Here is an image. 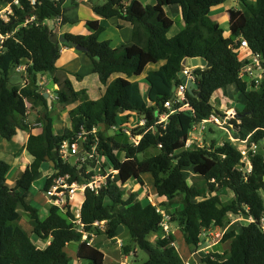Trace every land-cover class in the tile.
<instances>
[{
    "label": "trees",
    "instance_id": "16d2710c",
    "mask_svg": "<svg viewBox=\"0 0 264 264\" xmlns=\"http://www.w3.org/2000/svg\"><path fill=\"white\" fill-rule=\"evenodd\" d=\"M227 1L155 0V4L143 6L137 0L126 4L123 0H90L97 16L126 17L132 22L131 42L116 49L97 44L103 30L97 21L86 22L88 35H63L69 43L85 49L92 73L103 88L99 98L91 100L86 89L75 90L70 77L55 66L61 47H72L49 41L54 32L47 22L67 24L66 14L77 8L78 0H35L34 5L29 0H19L18 5L13 0H0L1 6L10 5L11 9L5 20L0 18V34L9 35L0 46V138L10 142L18 130H24L23 119L28 112L41 111L40 132L29 135L25 145L31 162L13 188L6 184L10 165L0 159V264H69L65 252L69 243L78 244L79 264H106L99 248L89 244L90 233L99 229L95 222L103 223L107 239L116 238L123 229L129 244L122 247V254L128 255L135 246L145 255L138 264H183L174 236L161 226L157 207L148 201L140 202L136 193H122V186L130 180L144 186V174H150L159 198L172 202L176 196L182 197L183 208L175 210L169 220L177 224L189 248L202 246V236L211 228L226 227L229 213L254 220L228 230L220 241H229L228 250L222 254L206 253L202 264H264V229L260 222L264 214V157L257 151L249 152L251 170L247 172L235 145L247 137L255 145L264 139V78L258 84L238 78L241 39L246 40L252 53L259 55L264 68V0H234L242 15L240 23H232L230 34H225L211 19V11ZM172 6L179 8L183 25L168 38L173 21L164 9ZM190 58H202L210 67L192 70L197 89L185 90L183 104L174 101L168 110L164 104L171 100L173 88L182 84L178 72ZM22 64L27 79L19 88L9 84V75ZM158 64V69L150 70L144 78L148 87L144 96L137 79L149 65ZM37 75L50 76L57 86L58 104L75 106L67 113L68 127L59 134L53 131ZM113 75L119 77L108 82ZM72 77L81 78L78 74ZM229 87H234L243 100L238 97L242 108H236V117L228 121V128L239 141L233 144L225 139L218 144L214 139L207 146L186 147L193 127L210 116H224L215 110L212 97L219 91L226 95ZM183 105L186 106L182 108ZM124 112H134L145 120L143 127L131 130L133 136H141L137 146L117 142L101 131V125L106 131L117 125ZM169 112L165 123H156L158 116ZM80 127L86 131L97 128L98 148L118 172L115 182L97 194H84L80 218L86 239L76 231L69 206L65 213L51 207L41 220L38 209L26 200L43 167L50 169V161L57 173L46 178L42 191L57 175L70 173L73 179L77 178V171L62 163L57 149ZM150 148L157 149V153L140 158ZM118 153H123V158ZM187 169L202 176L203 185L189 184L183 173ZM224 190L233 195L228 205L220 198ZM152 234H156V240L150 243ZM36 240L49 243L40 248Z\"/></svg>",
    "mask_w": 264,
    "mask_h": 264
},
{
    "label": "rangeland",
    "instance_id": "374dc122",
    "mask_svg": "<svg viewBox=\"0 0 264 264\" xmlns=\"http://www.w3.org/2000/svg\"><path fill=\"white\" fill-rule=\"evenodd\" d=\"M144 2V4L146 5H153L155 3V0H141ZM249 2H254V0H250ZM225 8H227V12L229 15V17H232V20L230 21V25L232 26V23H235V21L239 22L241 21V11H240V6L239 4L234 1V0H228L227 2H225V4L217 9H214V11L211 12V15L215 16L217 14V11L224 12ZM8 9V6H1L0 5V15L5 16L6 12ZM223 10V11H222ZM171 11H169V8L167 9V13H170ZM218 13V14H219ZM234 18V20H233ZM173 20H178L177 18L173 17ZM215 21L219 22L220 27L224 30L225 34H229L227 31L229 30V21H218V19L215 17L214 18ZM182 26V25H181ZM181 26H179V22L174 23V25L172 26V28L170 29V31L167 34L168 38L173 37L174 35H176L179 31V29L181 28ZM54 32V30H52ZM108 35L112 34L111 32L107 31ZM114 42L116 40L113 39ZM240 56H242L240 54ZM24 66V65H23ZM157 66L154 65H149L144 73L143 76H146V74L150 71V70H155ZM27 79L26 73L25 71H20V72H16V71H12L9 75V84L10 85H16L19 88L23 87V82H25ZM143 78H140L139 81L142 82ZM30 82V81H29ZM226 95L224 94V92L219 91L217 93H215L212 97V104L215 108V110H217L220 113L225 114L227 111L232 110L235 112L236 108L241 109L242 108V104L241 102H243L241 96L238 95V93L236 92L234 87H229L226 90ZM90 97H96V95L90 94ZM238 97H240L241 102H238ZM54 96L51 95V102L48 103V113L52 119V123L53 126L55 127V132L57 133L60 129L66 128L68 127V119H67V112L68 110L71 109L72 106H64V105H60L56 102V100H54ZM224 101V102H223ZM41 111H38L37 109H33L29 111L28 117L25 118L24 123H25V127L24 129L27 130V128L29 129V127L31 129H35V130H39L41 129V115H40ZM126 116H128V118H126ZM121 121H128L129 125L128 126H122L123 124H118L115 125V129H108L107 131L105 130L104 127L101 126V131H105V136H109L112 137L115 141L117 142H122V143H127L128 142V137L122 132V129H120V127H128V128H132L135 124H132V120H133V116L130 114H124L123 117H121ZM140 117H134V120H139ZM119 126V128H118ZM205 128V133L200 134V137L203 139L202 141L199 140H192L193 141V145L198 146L200 143H202V145H209L208 143H210L208 140L204 139V137L207 136V134L209 135L208 130L209 129H213L211 131L212 135L214 136V139L217 141H223L225 139H228V135L224 134V130H222L221 128H219L218 126H214L212 124H205L204 125ZM230 131V130H229ZM199 132V131H198ZM193 133V134H192ZM231 134V131H230ZM199 136V134L197 133V130L194 131V129L192 130V132L189 134V138H192V136ZM232 135V134H231ZM23 137H24V133L22 132V130H19L17 133V136L10 142H6L5 144L7 146H5L6 148L3 150H0V159L6 161L9 164H13V162H15L17 159L20 158L21 154H22V150L23 148H18L17 150H13L11 147L12 146H18V141H22L23 142ZM2 142V141H1ZM4 143V142H3ZM234 144V143H233ZM236 146H238L239 144H235ZM157 149L154 148H150L148 149L143 155L140 156V158H146L149 157L151 155H154L157 153L156 151ZM119 158H123V154L121 153L120 155H118ZM7 159V160H6ZM47 173H50L49 168L47 167H43L42 170V174H39L37 177V180L35 181V183H33L32 186V190H31V195L34 197L33 203L35 204V206L39 209V213L41 216L46 214V204H45V199L42 197L41 193L43 190V186H44V182L46 180V175ZM185 174V178L189 180L190 184H194V185H203L204 181L202 179V176L193 173L191 170H185L183 172ZM11 176V174H10ZM9 176V177H10ZM144 181V185L145 186H140L139 184H137L136 182H134L133 180L128 181L125 185L122 186V193L124 195H127L131 192L136 193V195H141V199H146L147 201H149L148 199H152L154 201V196H152L151 193H154V186H153V181L151 176L148 177H144L143 179ZM263 198H264V193H261ZM77 198L80 200L82 197L80 194L77 195ZM181 196H176L175 199L172 202L169 201H163L160 202L158 204V202H155V204L157 203L158 208L162 209L165 211V215H168V218L170 219V215H172V213L175 210H179L183 208V205L181 203ZM220 198L221 201L224 205H228L232 198L233 195L230 191L224 190L220 192ZM138 199V198H137ZM144 199V201H146ZM20 213H22V211H20ZM241 216V215H240ZM23 220L26 219V216L24 214H22ZM242 217V216H241ZM168 219L167 223H166V229L165 231L167 233H170L174 236L175 238V247L177 248L180 256L182 257L183 261H187V259H189V261H192L193 264H202V260L201 258L204 257L205 252L204 249H206V245L200 246L198 249L195 248H189L183 240L182 234L180 232V229L178 228L177 224L170 222V220ZM231 223V219H228L227 224ZM239 224L236 222L235 227H239ZM227 226V225H226ZM104 229L102 226H99L98 230H94L92 233H90L89 235V241L94 238V241H90L91 244H95L97 241V246H104L106 248H111L110 249V253L108 254L109 258L106 260L107 264H112L113 262H111V260H120L124 254H122V247L125 245L129 244V240H128V236L126 235V232L123 229H120L119 231V235L114 238V239H107L106 236L104 235ZM117 241H119L118 243H116ZM40 243V242H39ZM226 243V242H225ZM223 243L222 245V250L221 252L223 253L224 251H226L225 249H227L228 245L227 243L225 244ZM73 245H77L76 243H72ZM135 248V246H134ZM119 249V250H118ZM199 251V254H197L196 252ZM68 252L70 254V259L69 260V264H76V262L74 261L75 259V254L73 253V251L71 250V248L68 249ZM138 253H135L134 256H129L127 259L128 264H138L141 260H143L145 258V255L142 253L141 250L137 251ZM211 252V251H210ZM145 253V252H144ZM114 264H116L114 262Z\"/></svg>",
    "mask_w": 264,
    "mask_h": 264
},
{
    "label": "built area",
    "instance_id": "2783aa9c",
    "mask_svg": "<svg viewBox=\"0 0 264 264\" xmlns=\"http://www.w3.org/2000/svg\"><path fill=\"white\" fill-rule=\"evenodd\" d=\"M18 1L19 0H13V3L15 5H18ZM29 1L32 5H34L35 0ZM7 6L8 9H10V5ZM10 12L11 9L7 10L6 14H9ZM0 18L5 20V16L0 15ZM8 37L9 35L0 34V46ZM240 51H245L246 55L240 56L238 54V59L241 62V69L239 71L238 78L248 84H258L264 78V68H262L261 66V59L259 55H255L250 51L248 44L244 39L240 40L239 53ZM24 69L25 66L20 65L17 66L14 71L24 72ZM193 69L195 68L184 66L182 72L188 79H191L193 82H195V77L192 74ZM185 90L186 86L184 84H181L178 87L174 88L171 100L166 102L164 104V107L170 110L172 102L174 101L178 104H183V102L185 101ZM185 106L186 105H183L182 108H184ZM170 113L171 112L158 116L156 123H165ZM234 118L235 112L233 110H229L221 118L210 116L209 118L202 120L200 125H202V128L205 124L218 126L228 135V139L235 143L239 140L231 137L228 133L230 129L227 128L229 126L228 121ZM144 125L145 120L143 118H140L132 128L120 127V129H122V132L128 137V144H132L133 146L138 145L141 136H133L131 130L136 127H143ZM195 127H193L194 130ZM110 129H115V126L111 127ZM240 142L243 145L241 148H239L242 156L241 162L245 165L246 171L250 172L251 166L248 155L249 152L255 153L257 146L254 143H249L248 137ZM98 143L99 139L97 137V128H93L91 131H86L82 127H80L79 132L75 133L70 140L61 142L57 149L58 157L63 164H69L73 167L74 170L77 171V178L73 179V176L70 173L57 175L52 178L50 186L46 190L42 191L43 198L47 201V203L51 207L58 209V211H60L61 213H65L66 206L70 207L73 213L72 223L74 224L76 231L82 233L83 239H86L87 234L83 232V225L80 218V208L84 200L85 192L90 191L97 194L98 191L106 187L108 183L115 182L118 174V172L112 167L107 157L102 153L101 150H99ZM72 159L73 161H71ZM53 173H57V171H53ZM78 194H80L82 197L80 200L77 198ZM148 200L152 205L157 207L156 212L162 216L161 226L165 230L166 223L169 219L168 215H165L164 210L158 208L157 203L153 204V201H151L150 199ZM249 218V222L254 221L251 217ZM260 222L262 229H264V214ZM94 225L97 227H103V223L95 222ZM228 225L224 228H211L209 231L203 234L202 239L204 240V242H208L210 244L219 243L222 240L224 234L227 232ZM183 264L193 263L184 262Z\"/></svg>",
    "mask_w": 264,
    "mask_h": 264
},
{
    "label": "crops",
    "instance_id": "0c3cea01",
    "mask_svg": "<svg viewBox=\"0 0 264 264\" xmlns=\"http://www.w3.org/2000/svg\"><path fill=\"white\" fill-rule=\"evenodd\" d=\"M127 1H129V0H123V3L126 4ZM137 1L140 2L141 5H143V6L146 5L141 0H137ZM144 1H146V0H144ZM98 3L101 4L102 2L99 1ZM168 8H169V11H171L170 13H167ZM168 8H165L164 11L166 12L167 16L173 21V25H174L175 21L179 22V26L183 25V22L181 21L179 8L177 6H172V7H168ZM215 9H217V8H215ZM224 10L225 11L221 12V13H219L220 11H217V14L215 16L211 15V19L213 21H215L214 18L216 17L218 19V21H220V20L221 21H225V20L229 21V30L227 32L230 34L232 31V26L230 25V21L232 20V17L231 16L229 17V15H227L228 14L227 8H225ZM212 11H214V9ZM66 16L68 17V20H69V22L67 24L61 25L60 21H58V20L53 21V23H54V29L53 30H54V33H56L57 35H64L66 33L72 34V35H88L89 31L86 28V22L87 21H97L103 28L102 32L99 34V36L97 38V44L98 45L107 47L109 49H116V48H119L121 46L128 45L131 42L132 22L126 17H113V18L106 19V18H101V17L97 16L96 14H94V12L91 9L90 0H78L77 8L69 11L66 14ZM173 17L177 18L178 20H173ZM233 20H234V18H233ZM217 23L219 24V22H217ZM107 31L111 32L112 34L108 35ZM115 38H116V40L114 42L113 39H115ZM240 54L246 55V52L240 51L239 55ZM23 65L24 64H22V66ZM55 66L60 71H63L66 75H68V77H70V79L72 81V85H73L75 90L86 89L88 96L91 100H97L99 98V93L103 91V88L99 84L97 76L92 73L93 67H92L91 61L89 60V58L86 56V54L84 52L74 50L73 48L61 47L60 57L57 60ZM154 66H157L155 68V70H156V69H158L160 64L154 65ZM73 74H78L81 76V78L80 79H74V77H72ZM116 77H119V76L118 75L111 76V78L109 79L108 82L112 81ZM140 78H143L142 82L139 81ZM144 78H145V76H143V74H142L141 77H139L137 80L140 82L141 91H142L143 95L145 96L148 87L144 83ZM37 80L40 81L39 84L42 86V90L49 94V99L51 98V95H52L55 97L54 100H56V92L55 91L57 89V86L52 83L50 76L49 75H40V77L37 76ZM25 84H26V81L23 82V86ZM93 93L96 95V97L92 98V97H90V94H93ZM50 102H51V99H50ZM70 106H72L71 109L75 107L74 105H70ZM28 114H29V112H28ZM124 114H126V115L130 114L133 116L132 124H135L137 122V120H134V117H139L134 112H132V113L124 112V113L120 114L118 124H123L122 126H128L129 125L128 121L126 122V119H125V121H121L122 120L121 117H123ZM27 117H28V115H27ZM67 119H68V117H67ZM24 120H23V124L25 125ZM68 125H69V121H68ZM40 126H41V124H40ZM64 129L65 128L60 129L57 132V134L62 132ZM195 130H197V133L199 134V136L194 135V136H192V138H189L187 143H186V147H189L190 145L193 144L192 140H199V141L203 140L200 137V134L203 132H204L203 134H206L205 128L204 127L202 128V125L199 124V126L195 127ZM212 130L213 129H209L208 130L209 135L207 134V136L204 137V139L208 140L209 142L214 140V136L211 133ZM18 131H17V133H18ZM53 131L56 134L54 126H53ZM22 132L24 133L23 142L18 141V144H17L18 146H12L11 147L13 150H15V149L17 150L18 148H23V150H22V154H21L19 159H17L15 162H13L12 165L8 163L10 165V172H9L7 180H6V184L10 188H13L15 186L17 179L22 175L26 166H28L31 162V158L26 154V151H25V145H26L28 136L32 135V134L35 135V134L39 133L40 129L35 130V129H31L29 127V129L28 128H27V130L24 129V130H22ZM228 133L231 137L234 138V136L231 135L232 132L230 134V131H228ZM224 134H226V133H224ZM16 136H17V134H16ZM16 136H14L12 138V140ZM217 142H218V144H221L222 141H217ZM208 144H210V143H208ZM5 146H7L5 144V141L0 138V150L5 149L6 148ZM198 146H202V143H200ZM242 146H243L242 144H239L237 147L241 148ZM256 146H257V149H256L257 153H259L260 155H262L264 157V139L261 141V143H259ZM120 154L121 153H118V155H120ZM49 170H50V173H47L46 178H48L54 171L51 167ZM189 170H191V169H189ZM10 174H11V176H10ZM39 174H42V171ZM145 176L148 177V176H150V174L142 175V179H144ZM187 182H189V180ZM144 186L147 187L146 185H144ZM31 190H32V188H31ZM31 190H30L26 200L33 207L38 209L39 207L37 208L35 206V204L33 203L34 197L31 195ZM151 194H152V196H154L155 202L160 203V202L166 201L165 198H159L157 196L156 191L154 193H151ZM41 195H42V193H41ZM42 197H43V195H42ZM137 198L140 202H147V200L145 198L144 199L146 201H144V199H141V195H137ZM150 200L153 201L151 198H150ZM154 201L152 202L153 204H155ZM44 202L46 204L47 210H46V214L43 216H41L39 213V218L41 220H44L47 217L48 211L51 208V206L47 203L46 200ZM38 211H39V209H38ZM240 215H235L232 213L228 214V219H231V223H229V225L227 224L228 225L227 231L232 229V228L237 229L240 226L249 222V219H250L249 217H244L243 215H241L242 216L241 217ZM236 222L240 225V226L238 225L239 227H235ZM155 240H156V234H152L149 237V242L152 243ZM90 241L93 242L94 238H92ZM90 241H89L90 245L98 247L99 250L103 253L104 260L106 263L107 262L106 260L109 258L108 254L110 253L111 248H106L104 246H97V241L95 244H91ZM35 242L40 248H44L49 243L48 241L41 242L39 240H36ZM118 242L119 241H117L116 243H118ZM226 243H227L228 247L225 250L227 251L229 248V241H226ZM203 245H206V242H204L202 244V246ZM222 245H223V242L222 243L221 242L213 243V244H210L207 242L206 249L204 250V252H205V254L209 253L210 251L222 254V252H221V250L223 249ZM69 248H71V250L75 254V258H74L75 260L74 261L76 262V264H79V262L77 261V258H76V252H77L78 244L73 245L72 243H69L66 245L65 252H66L67 256L70 258V254L68 252ZM137 251H138V248L135 247L128 255H124L120 260H118V261L117 260H111V262H113L112 264H114V262L116 264H128V262H127L128 257L134 256L135 253H138ZM196 253L199 254V251ZM70 259H72V258H70ZM189 259H187V261H183V262H192V261H189ZM142 261H144V259L141 260L140 262H142Z\"/></svg>",
    "mask_w": 264,
    "mask_h": 264
},
{
    "label": "water",
    "instance_id": "95a60500",
    "mask_svg": "<svg viewBox=\"0 0 264 264\" xmlns=\"http://www.w3.org/2000/svg\"><path fill=\"white\" fill-rule=\"evenodd\" d=\"M47 24L50 25V30L54 29L53 21H48ZM49 41L55 45H69L74 50L85 52V49L82 46L75 44V43H69L68 40H66V38L63 35H57L56 33H53L49 36ZM184 66H189L191 68H209L210 64L206 63V61L202 58H190V59H186L185 63L180 67V71L178 72V77H179L181 83L186 86V90L188 92H192L193 90L197 89V84L195 82H193L191 79H188L183 74L182 70H183ZM37 76L40 77V75H37ZM173 90H174V88H173ZM43 97L47 100L48 103H50L48 93L43 91ZM235 117H236V115H235ZM101 126L104 127L103 125H101ZM71 161H73V159ZM49 166L52 169L55 168V164L52 161L49 162ZM146 253H147V255H149L148 251H146Z\"/></svg>",
    "mask_w": 264,
    "mask_h": 264
}]
</instances>
